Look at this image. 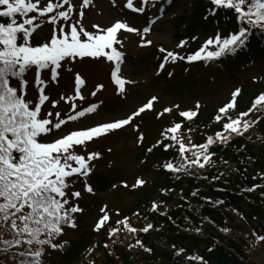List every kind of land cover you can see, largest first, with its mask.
<instances>
[{
	"label": "snow or ice",
	"instance_id": "6c2138e0",
	"mask_svg": "<svg viewBox=\"0 0 264 264\" xmlns=\"http://www.w3.org/2000/svg\"><path fill=\"white\" fill-rule=\"evenodd\" d=\"M167 2L171 5L173 0ZM209 2L214 6L208 10L211 15H215L219 9L231 10L238 21L237 29L225 35L217 30L215 36L209 35L198 49L186 56L167 51L159 66L160 69H163L164 62L169 60L211 62L236 55L248 45L254 30L264 33V0H209ZM89 3L90 0H77L76 3L74 0H0V226L7 228L11 235L10 239L0 237V243L5 246L0 251L7 253L9 249H15L14 264H43L46 247L63 249L67 241L62 244L54 241L64 233L65 227H77L75 214L81 213L83 209L76 201L82 197V192H94V186L87 180L93 171L92 161L98 159L100 153L89 151V143L130 125L145 110H152L153 101L158 99L156 96L151 97L124 118L89 127H75L58 136L53 135L69 122H78L88 114L95 113L100 106L98 103L81 106L85 102L82 95V85L85 81L79 73H74V95L61 94L57 100L50 99L46 94V87L50 82L58 83L60 70L64 69L65 64L84 58H106L107 61L116 62L112 77L121 91L128 82L119 75L124 53L117 48V45L123 46L118 33L120 30L129 33H138L141 30L130 26L127 18L117 19L107 27L93 24L95 30H87L83 18ZM112 3L115 6L116 0H112ZM146 3L147 0H141L142 6L135 7L134 0H126L123 6L134 12L143 13L145 11L143 5ZM77 10L78 16H74L73 13ZM44 23L52 25L49 35L33 44V36ZM151 23L150 19L149 26L142 29L141 46L152 43L151 40L145 39ZM191 39L195 40L196 36ZM186 40L187 38L181 39L177 47L185 46ZM159 50L166 51L163 47ZM33 68L34 79L29 81L26 77ZM45 71L49 73L48 79L43 78L42 74ZM30 83L38 92L35 100L28 98ZM102 88L103 85H98L91 95L95 97ZM240 92V88L233 90L231 99L217 110L213 119L214 122H223L222 128L214 135H207L204 143L191 142L192 128L187 129L189 142L186 143L184 139L185 121L192 122L198 116L200 104L197 101L196 110L179 111L182 120L174 121L166 127L156 144L146 151L151 152L160 145L165 151L175 149L178 153L177 162L169 160L163 167L176 174L193 175V169H203L212 162L214 153L210 152V148L213 145L217 143L226 145L234 134L243 136L261 119L258 115L255 120H251L249 114L264 110V93L255 97L251 107L246 111L237 112V97ZM77 98L80 104L76 102ZM60 101L68 104V112L62 114L60 111H52L58 107ZM46 102L50 103L51 107L44 111L42 106ZM177 109L179 105L164 107L157 113V118L170 115ZM135 129L138 131L139 125H135ZM142 141L143 133H140L138 142ZM81 178L84 184L77 190L75 185ZM212 179L218 177L214 176ZM143 183V180H137V185ZM256 187L257 185H253L248 191ZM161 191L166 194L170 189ZM192 194L196 195V192ZM215 203L223 201L217 200ZM158 208L159 205L153 202L152 211L155 212ZM100 211L102 215L93 226L96 232L101 231L110 221L107 205ZM134 215H139V212ZM122 228L129 233L138 231L147 233L153 225L149 223L138 230L130 223L129 217H124L116 221V226L109 228V239L113 237L118 239ZM257 239L264 240V236L257 235ZM116 242L117 240H113V243ZM142 244L141 240H136V245ZM105 247H108L107 243ZM89 251H92V248ZM190 259L203 260L202 257Z\"/></svg>",
	"mask_w": 264,
	"mask_h": 264
},
{
	"label": "rangeland",
	"instance_id": "374dc122",
	"mask_svg": "<svg viewBox=\"0 0 264 264\" xmlns=\"http://www.w3.org/2000/svg\"><path fill=\"white\" fill-rule=\"evenodd\" d=\"M76 2L77 0H74V3ZM125 3L126 0H116V5L113 6L112 0H90L83 18V23L89 31L95 30L93 24L107 27L115 20L123 18H127L130 26L141 30L138 33L120 30L118 33L123 46L117 45V48L124 53L119 75L128 81L124 90H120V86L112 77L116 62L107 61L106 58H84L65 64L64 69L60 70L58 83L50 82L46 87V94L51 100L59 99L61 94L74 95V73H79L85 81L82 85L85 102L81 106H87L88 103L100 105L98 111L88 114L78 122H69L66 127L62 126L59 131L54 132V136L66 133L75 127H89L124 118L151 97L158 98L157 101H153L152 110H145L130 125L96 138L88 145V150L100 153V157L92 161L93 171L87 180L94 186V192L83 191L82 197L76 201L83 209L81 213L76 214L77 225L81 230L87 231L86 240L80 246L83 252L89 245L97 243L109 224L122 219V215L140 208L139 206L146 201L151 205L153 202L159 205L156 196L163 188L157 169L166 159L155 152L158 148L164 150L162 145L153 148L151 152L146 150L156 144L166 127L174 121L182 120L179 111L196 110L197 101L199 102L198 116L192 122L184 123V139L186 143L189 142L187 129L192 128L191 138L205 140V135L212 134L217 129L211 127L204 131L202 127H196L195 121L199 123L212 121L217 110L231 99V93L236 88L241 89L237 103L239 100L243 103L253 101L264 90V53L248 62L240 63L241 65L236 62L231 69L223 68L216 63V60L187 62L180 59L176 62L171 60L164 62V68L160 69L159 66L167 51L186 56L198 49L209 35L215 36L219 28L215 16L211 15V22H208L204 17V8L200 7L198 14L202 22L191 18V13L195 10V1L173 0L169 5L167 0H147L143 5L145 8L143 13L127 9L123 6ZM134 6L141 7V0H134ZM73 15L78 16V10ZM150 19L152 23L149 33L145 34V39L151 40L152 43L141 46L140 35L143 27L149 26ZM51 28V24L44 23L34 36L46 38ZM193 36H196L195 40L191 39ZM185 38H187L186 45L178 48V42ZM161 47L166 51L161 52L159 50ZM34 74L33 68L26 78L32 81ZM42 75L44 79L49 78L47 71ZM98 85H103V88L93 97L91 93L96 91ZM37 96V89L30 83L28 98L35 100ZM76 102L81 103L78 98ZM172 105H179V109L174 110L170 115L157 118V113L164 107ZM42 107L47 111L51 105L46 102ZM52 111L66 113L69 111L68 104L60 101L58 107ZM135 125H139L138 131ZM140 133H143L142 142H138ZM138 179L143 180L144 183L137 185ZM83 184L81 178L75 188L79 190ZM133 185L137 186L133 187ZM173 203L174 200L171 199L163 208ZM104 205H107L110 221L101 231L96 232L93 226L102 215L100 210ZM81 230L65 227L64 233L55 240V243L77 242ZM255 254L256 264H264V242L259 243ZM45 260L47 264H60L58 251L50 249L45 255ZM73 262L79 264V260Z\"/></svg>",
	"mask_w": 264,
	"mask_h": 264
},
{
	"label": "trees",
	"instance_id": "16d2710c",
	"mask_svg": "<svg viewBox=\"0 0 264 264\" xmlns=\"http://www.w3.org/2000/svg\"><path fill=\"white\" fill-rule=\"evenodd\" d=\"M200 7L204 8L205 19L211 22L208 10L214 6L201 0H195L191 18L200 20ZM213 16L222 35L237 29L238 21L231 10L219 9ZM43 39L33 36L32 43ZM262 53L264 33L254 30V35L244 49L236 55L216 60V63L231 69L236 62H248ZM252 103V100L246 103L239 100L236 111H246ZM258 115L261 116L260 121L243 136L234 134L226 145H213L210 148V152L214 153L212 162L203 169H193V175L166 170L164 163L169 160L176 163L178 153L175 149L165 151L163 148L162 151L158 148L155 153L166 161L159 164L157 174L162 183L161 188L170 191L157 194V211H152V205L146 201L140 208L122 215L123 218L129 217L130 223L138 230L152 224L153 228L147 233H129L122 228L118 239H109L108 231L110 227L116 226L115 221L109 224L97 243L89 245L83 252L80 246L86 240L87 231L77 225L72 229L81 230L80 239L77 242L67 241L62 250L46 247L43 264H47L45 255L50 249L58 251L60 264H76L73 262L75 260H79V264H256V247L264 242L257 239V235L264 236V110L249 114L251 120H255ZM195 123L196 127H202L204 131L211 127L218 131L223 122H214L213 119ZM205 140L191 138L195 144L204 143ZM214 176L218 179H212ZM253 185L257 187L248 191ZM171 199L174 200L173 205L163 208ZM217 200L223 203H215ZM137 212L139 215H134ZM0 237L11 238L7 228L0 226ZM137 239L143 244L136 245ZM113 240L117 242L113 243ZM105 243L108 247H105ZM129 245L136 246L130 248ZM4 247L0 243V249ZM90 248L92 251H89ZM180 249L184 251L179 252ZM14 252L15 249H9L7 253L0 251V264H14ZM190 257H202L203 260Z\"/></svg>",
	"mask_w": 264,
	"mask_h": 264
}]
</instances>
